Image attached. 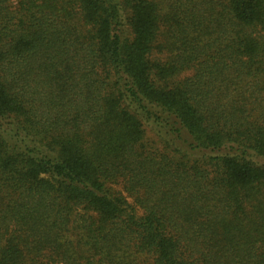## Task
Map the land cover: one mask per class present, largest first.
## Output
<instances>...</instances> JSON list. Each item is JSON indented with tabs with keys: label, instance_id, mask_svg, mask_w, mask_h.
I'll return each mask as SVG.
<instances>
[{
	"label": "trees",
	"instance_id": "1",
	"mask_svg": "<svg viewBox=\"0 0 264 264\" xmlns=\"http://www.w3.org/2000/svg\"><path fill=\"white\" fill-rule=\"evenodd\" d=\"M0 264H264V0H0Z\"/></svg>",
	"mask_w": 264,
	"mask_h": 264
}]
</instances>
